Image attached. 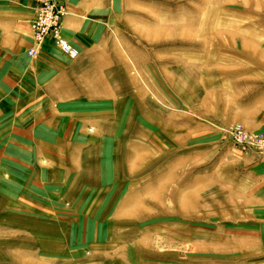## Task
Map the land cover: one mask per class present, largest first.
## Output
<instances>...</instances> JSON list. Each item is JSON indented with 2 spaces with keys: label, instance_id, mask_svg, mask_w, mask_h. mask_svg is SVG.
Instances as JSON below:
<instances>
[{
  "label": "rangeland",
  "instance_id": "obj_1",
  "mask_svg": "<svg viewBox=\"0 0 264 264\" xmlns=\"http://www.w3.org/2000/svg\"><path fill=\"white\" fill-rule=\"evenodd\" d=\"M74 2L76 98L0 101L52 125L0 162V264H264V0Z\"/></svg>",
  "mask_w": 264,
  "mask_h": 264
},
{
  "label": "crops",
  "instance_id": "obj_2",
  "mask_svg": "<svg viewBox=\"0 0 264 264\" xmlns=\"http://www.w3.org/2000/svg\"><path fill=\"white\" fill-rule=\"evenodd\" d=\"M67 13L62 21V33L75 42L81 35L85 20L76 11L74 0H63ZM33 0H0V101H61L67 97L66 90L53 86L74 84L77 58H69L47 37L33 56L27 49L34 45L30 22L33 18ZM77 43V42H76ZM70 78V80H69ZM47 106V105H46ZM49 108L38 111H0V162L9 150L32 149L35 134H49L52 125L45 119ZM49 115V113H48ZM28 134H31L29 137ZM10 138L6 143L3 136ZM40 138H49L41 135ZM13 154V150L11 151ZM263 204V200H260Z\"/></svg>",
  "mask_w": 264,
  "mask_h": 264
},
{
  "label": "built area",
  "instance_id": "obj_3",
  "mask_svg": "<svg viewBox=\"0 0 264 264\" xmlns=\"http://www.w3.org/2000/svg\"><path fill=\"white\" fill-rule=\"evenodd\" d=\"M33 18L30 22L34 45L27 53L33 56L36 49L46 37H51L56 46L65 54L74 56L76 48L62 36V19L65 13V6L61 0H33ZM238 133L243 131L238 128Z\"/></svg>",
  "mask_w": 264,
  "mask_h": 264
},
{
  "label": "bare ground",
  "instance_id": "obj_4",
  "mask_svg": "<svg viewBox=\"0 0 264 264\" xmlns=\"http://www.w3.org/2000/svg\"><path fill=\"white\" fill-rule=\"evenodd\" d=\"M65 10H66V8H65ZM61 32H62V29H61Z\"/></svg>",
  "mask_w": 264,
  "mask_h": 264
}]
</instances>
